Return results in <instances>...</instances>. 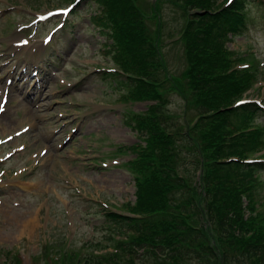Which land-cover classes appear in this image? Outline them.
Returning a JSON list of instances; mask_svg holds the SVG:
<instances>
[{"label": "rangeland", "instance_id": "obj_1", "mask_svg": "<svg viewBox=\"0 0 264 264\" xmlns=\"http://www.w3.org/2000/svg\"><path fill=\"white\" fill-rule=\"evenodd\" d=\"M74 1L79 3L68 16L53 14L40 20L43 23L39 26L36 23L41 15L71 7ZM131 1L143 16V25L139 27H145L149 46L158 53L155 74L156 84L161 85H157V93L165 97L162 105L167 110L165 123L170 126V137L179 138L174 145L179 174L187 178L192 188L174 192L178 204L172 203L170 207L178 214L180 206L190 216L189 223L203 232L193 243L205 248V256L212 254L208 248L211 246L215 248L218 264H250L240 248L249 244L251 238L257 240L264 235V170L256 162L259 158L264 160V145L245 158L235 157L256 168L247 171L256 180L251 182L249 192L237 190L251 225L236 226L235 233L233 229H220L223 226L208 217L203 199L207 198L204 179L209 174L203 169L210 165L207 158L217 156L218 144L241 148L240 131L254 129L249 134L258 135L260 128L264 130V114L248 118L240 113L243 104L248 103L263 105L264 111V65L261 64L264 60V0H246V27L234 34L230 31L221 46V50L226 46L230 51L227 61L234 60L231 66L248 69L253 80L227 107L230 113L227 121H215L216 117L199 119V113L217 101L199 98L186 85L192 62H195L186 48L191 37L188 32L203 24L191 27L194 10L187 7L186 0ZM236 1L213 0L212 10L216 12ZM119 6L125 14L127 8ZM109 7L111 10L112 5L107 0H0V90L9 86L8 80H12L10 87L20 88L22 81L17 79L15 71L37 68L48 48L53 57L48 69L39 68L43 86L36 114L31 113L33 108L27 95L37 94L40 88L33 86L34 80H30L20 95L15 91L11 99L8 97L5 115L0 116V139L14 135L5 146L0 145V180H3L0 183V264H176L160 249H155L154 254L127 243L133 231L129 226L119 225L112 217L123 214L127 210L125 205L136 202L133 162L138 160L141 147L149 145L147 137L142 135L144 131L140 132V137L137 130L130 127V120L133 121L135 115L145 114L158 101L125 97L130 89L119 81L125 79V71L115 59L117 53L113 56L106 45L112 38L105 37L97 25V18ZM64 17H67L66 23L59 29L57 24L60 25ZM32 23L38 27L24 29ZM49 34L53 38L47 45L44 37ZM23 37H28L30 42L25 47L20 45ZM202 59L198 56L197 62ZM109 70H114L112 77L106 73ZM246 83L244 81V85ZM5 95L0 92V100ZM229 128L239 130L228 131ZM216 129L218 135L211 133ZM186 131L192 134L190 145L183 142ZM177 132L181 133L179 137ZM260 138L264 140V134ZM18 146L24 148L13 151ZM38 146L44 149L49 146L48 152L36 155ZM191 159L195 160L193 164ZM153 161L156 162V157ZM261 163L264 165V161ZM12 178L21 182L9 181ZM39 180L50 182L51 188L42 190ZM190 194H195L201 208H205L202 213L195 201L193 205L188 199ZM17 214L38 220L32 234L27 230L21 232ZM139 222L143 224L142 230L145 229V221ZM149 229L152 231L153 225ZM190 245L180 247L182 254H186L184 263L208 264L189 250Z\"/></svg>", "mask_w": 264, "mask_h": 264}, {"label": "trees", "instance_id": "obj_2", "mask_svg": "<svg viewBox=\"0 0 264 264\" xmlns=\"http://www.w3.org/2000/svg\"><path fill=\"white\" fill-rule=\"evenodd\" d=\"M98 1L106 2V0ZM107 1L111 3L112 8L111 10L110 7L107 8L104 14L97 18V24L102 34L112 38V42L106 43V45L113 56L117 53L115 59L120 62L121 69L125 71L123 73L125 79H119L125 87L130 89V94H126L125 97L130 99L146 97L158 101L151 105L145 114L135 115L134 120H130L131 128L139 133L144 131L142 135L147 137L149 145L141 147L138 160L133 162L137 200L134 204L126 205L130 215L119 217L121 219H118L117 222L124 227L129 226L133 231L130 235L131 240L127 243L143 247L154 254L156 253L155 249H160L172 263L185 264L186 254H182L180 247L186 243L190 245L200 235L203 236V232L196 230L197 228L189 223L190 216L180 206L177 207L178 214H175L170 207L172 203L178 204L174 192H185L192 188L187 178L185 179L179 174V162L174 150L175 141L179 138L175 137V140H172L170 137L172 136L168 129L170 126L165 123L167 110L162 105V101L165 102V97L164 95L159 96L157 93V85H161L156 84L158 80L155 74V66L159 64L158 53L149 46L145 27H139V24L143 25V16L139 13L135 3L131 0ZM186 4L190 10H194L192 14L194 18L190 22L191 27L198 26L200 22L203 23L193 32L192 30L188 32V34L191 33L192 38L190 37L187 41L186 48L188 55L193 56L195 62H192V71L187 78L186 85L199 98L217 101L200 112L199 119L216 117L215 121H227L230 116L227 107L237 99L243 89L245 90L249 86L248 82L253 81L249 77L252 74L251 71L232 67L230 62L234 60L231 58L227 61V56L230 57L231 53L226 46L221 50L230 31L234 34L239 29L246 27V14L244 13L246 0H237L231 6L222 8L223 10L218 8L219 11L215 10L216 12L212 10L215 5L213 0H186ZM119 5L127 8L125 11L127 18ZM202 27H206L207 30ZM213 27L215 30L212 29ZM198 56L203 57L202 61L197 62ZM230 67H232L231 70H229ZM108 73L109 76H112L114 72ZM244 81L247 82L245 85ZM235 92L237 95L233 97ZM240 109H242L240 113L248 118H257L258 115L264 113L263 108L257 103L243 104ZM230 110L233 109L230 108ZM215 112L219 114L216 115ZM231 130L233 129H228V131ZM252 130L254 129H245L239 132L242 137L239 143L243 145L241 148H237L234 144L233 146H225L229 145L228 143L218 144L217 156L207 158L210 165L203 169L204 173L209 174L204 179L207 198L205 201L203 199L206 211L209 212L208 217L212 222L223 226L219 227L220 229H233V233L236 231V226L251 225L249 223L251 218L245 216L243 200L237 190L242 189L243 192H249L248 188L252 185L251 182L256 180L251 178L250 172L247 173V171L256 168L251 163L236 160L235 157L245 158L247 154L260 148V145H264V140L260 138L264 134L263 128L259 129L258 135L254 134L255 132L249 134ZM211 133L219 134L218 129ZM179 134L181 133L177 132V137ZM191 135L189 131L183 133L184 144L190 145L189 141H193ZM206 144L209 145L208 142ZM153 157H156V162L153 161ZM189 161L192 164L195 162L194 159ZM197 161L196 158V164ZM257 164L261 165L264 170L263 164L259 162ZM172 192L173 194H171ZM195 197H197L195 194H190L188 199L193 202V205L195 201L198 210L202 213L205 208H201V203ZM140 220L145 221L146 227L143 230ZM150 225H153L152 231L149 229ZM229 230L226 231L230 232ZM252 240L251 238L249 244L246 243L245 247L240 248L241 253L247 257L250 264H264V235L262 238ZM192 245H190V249L187 247L186 249L195 252L197 258L207 261L208 264H218L214 247L208 246L212 254L207 257L204 247L199 244L197 249L196 244ZM203 251L204 253H202ZM224 260L226 263L228 262L227 257H224Z\"/></svg>", "mask_w": 264, "mask_h": 264}, {"label": "bare ground", "instance_id": "obj_3", "mask_svg": "<svg viewBox=\"0 0 264 264\" xmlns=\"http://www.w3.org/2000/svg\"><path fill=\"white\" fill-rule=\"evenodd\" d=\"M4 90V88L2 89V91ZM15 88L14 87H10L9 88V93L10 95L12 96L13 95V92H14ZM1 91V92H2ZM19 91H23L22 88H19ZM39 95V94H38ZM37 98V97H36ZM36 98L35 97H30L28 102H30L33 110H31V113L33 114H36L37 112V104H36ZM22 108H26L25 106H23ZM3 180H0V183L2 182ZM11 182H15L16 180L14 179H11L9 180ZM40 184H41V189L43 190L44 188H48L50 186V183L47 182V181H44V180H40ZM16 220L20 223L21 225V232H25V230H27V233L29 234H32L33 230L35 229L36 227V224L38 222L37 219H35L33 216L29 217V216H26V215H22V214H17V217H16Z\"/></svg>", "mask_w": 264, "mask_h": 264}, {"label": "snow or ice", "instance_id": "obj_4", "mask_svg": "<svg viewBox=\"0 0 264 264\" xmlns=\"http://www.w3.org/2000/svg\"><path fill=\"white\" fill-rule=\"evenodd\" d=\"M230 2H231V0H230ZM240 103H244L243 101H241ZM3 109L2 108H0V111H2Z\"/></svg>", "mask_w": 264, "mask_h": 264}]
</instances>
